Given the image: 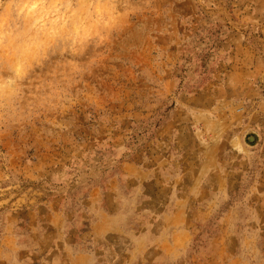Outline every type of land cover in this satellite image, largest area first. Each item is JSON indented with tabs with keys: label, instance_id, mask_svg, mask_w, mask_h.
Segmentation results:
<instances>
[{
	"label": "rangeland",
	"instance_id": "rangeland-1",
	"mask_svg": "<svg viewBox=\"0 0 264 264\" xmlns=\"http://www.w3.org/2000/svg\"><path fill=\"white\" fill-rule=\"evenodd\" d=\"M0 264H264V0H0Z\"/></svg>",
	"mask_w": 264,
	"mask_h": 264
}]
</instances>
